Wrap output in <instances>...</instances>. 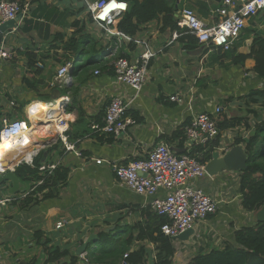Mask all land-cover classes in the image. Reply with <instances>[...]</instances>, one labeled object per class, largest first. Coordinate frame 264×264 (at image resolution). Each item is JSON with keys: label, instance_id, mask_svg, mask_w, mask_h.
Returning a JSON list of instances; mask_svg holds the SVG:
<instances>
[{"label": "crops", "instance_id": "1", "mask_svg": "<svg viewBox=\"0 0 264 264\" xmlns=\"http://www.w3.org/2000/svg\"><path fill=\"white\" fill-rule=\"evenodd\" d=\"M16 1L29 9L20 14L15 28L0 44L13 54L0 60V120H26L31 104L37 103L38 108L49 100L54 99V104L60 101L69 124V140L81 157L65 153L56 134L47 145L35 141L25 149L31 152L32 164L42 153L39 167L58 164L57 168L67 170V178L51 197L46 196L49 189L39 190L45 179L39 171L37 180L18 179L19 189L13 194H9L11 182L0 186L5 196L12 198L0 209V264H44L43 244L78 257V249L85 243L91 247L98 234L117 236L124 227L142 224L152 198L121 185L112 165L140 160L160 141L177 155L189 153L192 145L185 138V127L198 114L211 113L220 105L223 116L234 123L216 141L212 154L217 152L220 158L237 147L245 153L247 140L264 121V80L256 77L255 61L249 57L253 40L264 38V10L245 22L227 52L207 51L197 41H183L185 34L174 40L175 30L162 28V17L142 25L133 37L146 41L155 56L143 87L135 92L117 81L110 65L118 57L134 59L140 48L132 42L118 44L115 37H107L92 24L87 1L96 0ZM114 1L124 5L123 13L128 10V0ZM169 1L175 9L174 19L178 11L187 8L212 25L218 22L216 10L223 0ZM84 37L90 40V48ZM73 40L80 42L78 52L66 51L65 46ZM68 61L73 62L71 78L66 84H56L57 69ZM97 62L104 65L94 69ZM175 95L183 102H171L169 97ZM114 97L129 104L127 115L135 121L118 138L92 129L103 125L105 109ZM43 126L48 125L34 126L39 137L55 133L53 125ZM240 176L241 170L230 169L198 180L197 186L218 202V209L199 222L187 240L172 239V264H188L197 256L233 244L236 231L256 223V213L241 206ZM25 197L30 202L22 209ZM61 220L66 224L57 230L55 225ZM132 233L128 252H142L146 264H157L163 256L159 245L136 240L138 231Z\"/></svg>", "mask_w": 264, "mask_h": 264}, {"label": "built area", "instance_id": "2", "mask_svg": "<svg viewBox=\"0 0 264 264\" xmlns=\"http://www.w3.org/2000/svg\"><path fill=\"white\" fill-rule=\"evenodd\" d=\"M120 4L114 0H96L91 3L87 1V9L92 24L107 37H115L118 44L132 42L140 48L134 59L118 57L110 65L117 81L139 92L147 79L149 62L155 56V52L150 49L146 41L122 34L117 30V24L124 12ZM28 9L27 4H21L16 0H0V25L14 20ZM263 10L264 0H223L221 7L216 10L218 22L207 25L192 10L183 8L175 16L177 29L172 37L176 40L183 34L189 35L207 51L216 49L227 52L238 39L245 22ZM12 55L11 51L0 47V60L10 59ZM72 69L71 61L61 65L56 71L54 82L66 84L71 78ZM94 74H99V71H95ZM169 100L178 104L183 102L180 95L171 96ZM128 106L129 104L122 98H112L105 109L103 125H93L92 129L116 138L120 137L135 124V121L127 115ZM222 112L223 108L217 105L211 113H200L195 116L185 127L186 140L192 146L205 145L221 136L222 132L220 133L217 128V119ZM34 121L30 113L26 115V120L7 118L0 120V145L3 140L26 137L11 150L10 154L13 158L22 155L23 151L36 141V135L32 134L37 124ZM40 121L42 123L47 121L51 123L47 124L48 126H54L57 142L62 145L65 153L81 157L76 144L69 140V124L62 108L45 114ZM6 160L8 161L7 158ZM95 163L101 164L102 160H95ZM21 164L33 168L31 155L29 159L23 158L15 166H9V169L14 172ZM205 164L187 154L177 155L168 144L160 141L142 159L113 164L112 170L117 181L128 190L152 198L149 202L152 212L167 219L160 227L161 234L176 239L218 209V202L197 186L198 180L206 175ZM57 167L58 164H45L40 166L38 171L44 174L46 179ZM5 172L0 159V175ZM44 180L39 184H43ZM11 201L12 198L5 196L0 188V209ZM65 224L64 220L58 221L55 228L61 229ZM126 257L127 254L124 255V258ZM77 264H89L86 252L78 255Z\"/></svg>", "mask_w": 264, "mask_h": 264}, {"label": "trees", "instance_id": "3", "mask_svg": "<svg viewBox=\"0 0 264 264\" xmlns=\"http://www.w3.org/2000/svg\"><path fill=\"white\" fill-rule=\"evenodd\" d=\"M129 8L120 17L117 30L125 35L134 36L140 27L155 19L161 18L162 28L176 30L174 19L175 9L169 0H128ZM91 19V18H90ZM92 21V20H91ZM90 48V40L82 38ZM182 40L195 43V38L184 35ZM74 41V42H73ZM69 41L65 46L66 51L78 52L80 42ZM82 43H85L82 42ZM91 50L95 51L94 43L91 42ZM98 50V49H97ZM99 54L100 51H97ZM122 56V55H119ZM249 57L254 59V72L258 79L264 80V38L256 37L251 46ZM241 59H244L243 57ZM104 63H93L94 69ZM101 65V66H103ZM100 66V69H101ZM46 103V102H45ZM237 120L234 122L236 123ZM234 123H230L221 113L217 119L219 132L228 129ZM219 137V136H218ZM205 145H193L189 150L190 157L196 158L201 163L210 160L213 150L216 148L217 139ZM55 149V148H52ZM245 155L247 157L246 169L241 170L240 191L242 194L241 206L247 212H257L264 206V121L256 126L255 132L245 144ZM42 153L33 160V168L21 164L15 168L14 174L21 181L38 179V167ZM67 178V170L59 167L53 174L46 178L42 191L47 188V197H51L63 187ZM54 192V193H53ZM29 198H23L20 204L22 209L26 208ZM167 219L153 214L150 209L143 212V223L134 227H124L122 234L100 233L97 240L86 249L89 264H146L142 252H128V247L133 241V230H137L136 240H148L158 244L163 256L157 264H172L171 258L175 250L172 239L165 237L160 232V227ZM45 254L44 264H77L78 257L69 254L68 250L61 251L59 248L48 247L43 244ZM127 257L124 258V255ZM69 257V261H62ZM36 260V259H35ZM188 264H264V222H256L249 227H243L235 232L233 244H225L222 249L213 250L207 254L197 256Z\"/></svg>", "mask_w": 264, "mask_h": 264}, {"label": "water", "instance_id": "4", "mask_svg": "<svg viewBox=\"0 0 264 264\" xmlns=\"http://www.w3.org/2000/svg\"><path fill=\"white\" fill-rule=\"evenodd\" d=\"M20 19V15H18L14 20H9L0 25V44L2 43V40L4 38V35H6L9 31L13 30L15 28V23ZM72 71V70H71ZM53 100H49L48 102H52ZM36 126L39 124H42V121L35 120L34 121ZM0 128H1V122H0ZM56 133H53L52 136H47L45 138L35 136L36 142H40L42 145H47L51 142V140L54 139ZM246 163L247 158L245 153L241 148H234L233 150L229 151L227 154L222 156L220 158L219 153L214 152L211 156V159L207 162L205 165V172L208 176H215L217 174L222 173L224 170H234V171H240L246 169ZM1 164L3 168L6 170V172L2 175H0V184H4L7 182L12 183V188L9 192V194H13L19 189V181L14 172H12L9 169V162L5 159L1 160ZM9 169V170H8ZM256 222H264V206L259 209L255 214ZM193 234V230H187L176 237L177 240L185 241L187 240L191 235ZM89 243L83 244L81 246L76 255H80L81 253L85 252Z\"/></svg>", "mask_w": 264, "mask_h": 264}, {"label": "bare ground", "instance_id": "5", "mask_svg": "<svg viewBox=\"0 0 264 264\" xmlns=\"http://www.w3.org/2000/svg\"><path fill=\"white\" fill-rule=\"evenodd\" d=\"M35 104H37V103L31 104L30 107L28 108L30 110L29 112H30L31 117L34 118L35 120H40L45 114L56 112V111L60 110V108H61V102L60 101H58L57 104H54V102L53 103H50V102L45 103L44 102V104L43 103L40 104L38 106V108H37V105H35ZM46 106H48V107H46ZM46 110H53V111L48 112ZM42 128L47 129L48 126L47 127L43 126ZM35 131H37V130L35 129ZM33 135L38 136V133L37 134L34 133ZM24 139H26V137H23V139H20V137H17V138H12L11 140H3L2 144L0 145V159L6 160V158H7L8 160L12 161L9 164V166H11V167L13 165L19 163L23 158L29 159V155L31 152L28 149L25 150L24 154L17 156L14 159L12 157V154H10L11 150H13V148H15L18 144H20V142H22L21 140H24Z\"/></svg>", "mask_w": 264, "mask_h": 264}, {"label": "rangeland", "instance_id": "6", "mask_svg": "<svg viewBox=\"0 0 264 264\" xmlns=\"http://www.w3.org/2000/svg\"><path fill=\"white\" fill-rule=\"evenodd\" d=\"M56 101H57V100H56ZM56 101H55V102H56ZM50 103H53V101L50 102ZM43 104H44V103H43ZM46 111L50 112V111H53V110H46ZM43 124H48V125H50L51 123H49V122L46 121V122H43ZM0 186L2 187V184H0ZM28 189H29V188L25 189L24 191L26 192ZM3 193L7 195V193H6L5 191H4Z\"/></svg>", "mask_w": 264, "mask_h": 264}, {"label": "snow or ice", "instance_id": "7", "mask_svg": "<svg viewBox=\"0 0 264 264\" xmlns=\"http://www.w3.org/2000/svg\"><path fill=\"white\" fill-rule=\"evenodd\" d=\"M124 5H120V7H123Z\"/></svg>", "mask_w": 264, "mask_h": 264}]
</instances>
